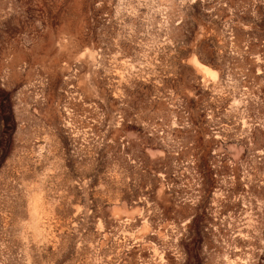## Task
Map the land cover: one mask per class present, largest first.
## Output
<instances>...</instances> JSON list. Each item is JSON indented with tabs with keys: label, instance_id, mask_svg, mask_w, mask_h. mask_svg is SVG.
<instances>
[{
	"label": "rangeland",
	"instance_id": "rangeland-1",
	"mask_svg": "<svg viewBox=\"0 0 264 264\" xmlns=\"http://www.w3.org/2000/svg\"><path fill=\"white\" fill-rule=\"evenodd\" d=\"M0 264H264V0H0Z\"/></svg>",
	"mask_w": 264,
	"mask_h": 264
},
{
	"label": "bare ground",
	"instance_id": "bare-ground-1",
	"mask_svg": "<svg viewBox=\"0 0 264 264\" xmlns=\"http://www.w3.org/2000/svg\"><path fill=\"white\" fill-rule=\"evenodd\" d=\"M198 65L200 66V68L206 73V74H210L215 76L216 75V71L211 70L210 68H208L206 65L202 64L201 62L197 61Z\"/></svg>",
	"mask_w": 264,
	"mask_h": 264
}]
</instances>
